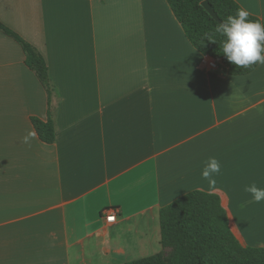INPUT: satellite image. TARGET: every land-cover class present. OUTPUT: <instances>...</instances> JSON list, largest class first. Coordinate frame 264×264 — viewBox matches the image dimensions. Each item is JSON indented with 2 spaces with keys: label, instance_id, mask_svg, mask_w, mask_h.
<instances>
[{
  "label": "crops",
  "instance_id": "crops-1",
  "mask_svg": "<svg viewBox=\"0 0 264 264\" xmlns=\"http://www.w3.org/2000/svg\"><path fill=\"white\" fill-rule=\"evenodd\" d=\"M264 24V0H235ZM44 57L46 89L0 31V264H126L161 252L160 211L220 197L243 247L264 248V65L206 71L166 0H0ZM43 143L32 119L47 121ZM33 135L29 143L23 138ZM220 161L216 190L201 178ZM117 210L114 224L103 212Z\"/></svg>",
  "mask_w": 264,
  "mask_h": 264
},
{
  "label": "trees",
  "instance_id": "trees-1",
  "mask_svg": "<svg viewBox=\"0 0 264 264\" xmlns=\"http://www.w3.org/2000/svg\"><path fill=\"white\" fill-rule=\"evenodd\" d=\"M175 17L182 25L188 40L202 54L221 61L230 76H245L254 72L259 63L247 68H238L229 63L222 54L224 39L215 29L220 24L203 8L208 1L223 22L243 9L235 0H166ZM249 20L262 21L249 15ZM0 31L16 41L26 56V66L33 71L49 100L54 94L48 67L44 57L20 35L0 22ZM211 35L216 43L207 39ZM39 139L48 145L56 141V126L49 110L47 121L32 119ZM161 245L172 246L171 257L166 260L161 254L144 257L126 264H264V248L243 247L230 228L227 211L218 195L192 191L160 211Z\"/></svg>",
  "mask_w": 264,
  "mask_h": 264
},
{
  "label": "clouds",
  "instance_id": "clouds-1",
  "mask_svg": "<svg viewBox=\"0 0 264 264\" xmlns=\"http://www.w3.org/2000/svg\"><path fill=\"white\" fill-rule=\"evenodd\" d=\"M249 15L247 10L239 9L215 29L224 38L221 41L223 56L238 68H247L257 63L264 65V25L249 20ZM207 39L216 43L211 35ZM32 135L29 133L25 136L23 143H29ZM220 172L221 164L215 157H209L204 162L201 178L208 182L209 190H216L215 176ZM243 190L252 197L254 203L264 201V188L255 183L245 186Z\"/></svg>",
  "mask_w": 264,
  "mask_h": 264
},
{
  "label": "built area",
  "instance_id": "built-area-1",
  "mask_svg": "<svg viewBox=\"0 0 264 264\" xmlns=\"http://www.w3.org/2000/svg\"><path fill=\"white\" fill-rule=\"evenodd\" d=\"M221 66V61L219 59H216L214 57H208L206 62H205V67H206V71L212 72V71H216L220 68ZM117 210L116 209H112V210H106L103 212V216L105 219V222L107 224H114L117 221Z\"/></svg>",
  "mask_w": 264,
  "mask_h": 264
},
{
  "label": "water",
  "instance_id": "water-1",
  "mask_svg": "<svg viewBox=\"0 0 264 264\" xmlns=\"http://www.w3.org/2000/svg\"><path fill=\"white\" fill-rule=\"evenodd\" d=\"M203 8L211 15V17L217 21L218 23H221L222 21L219 19V17L217 16L216 12L214 11V9L212 8L211 4L208 1H204L202 3Z\"/></svg>",
  "mask_w": 264,
  "mask_h": 264
},
{
  "label": "rangeland",
  "instance_id": "rangeland-1",
  "mask_svg": "<svg viewBox=\"0 0 264 264\" xmlns=\"http://www.w3.org/2000/svg\"><path fill=\"white\" fill-rule=\"evenodd\" d=\"M173 252V247L172 246H162V250L160 253L166 260H168Z\"/></svg>",
  "mask_w": 264,
  "mask_h": 264
}]
</instances>
